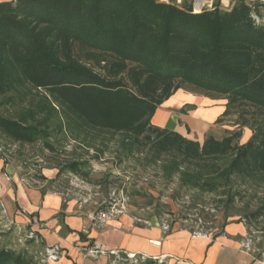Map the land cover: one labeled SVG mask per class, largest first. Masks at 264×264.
<instances>
[{"label": "trees", "instance_id": "trees-1", "mask_svg": "<svg viewBox=\"0 0 264 264\" xmlns=\"http://www.w3.org/2000/svg\"><path fill=\"white\" fill-rule=\"evenodd\" d=\"M184 86L224 96L222 116L239 106L264 116V0H235L228 9L217 4L202 12L160 0L0 1V96L27 101L34 90L45 92L20 119L0 114V130L15 141L48 139L51 117L63 112L73 117V129H85L97 157L104 153L93 141L97 135L121 133L129 153L145 147L154 160L170 155L174 169L181 162L201 166L235 149L220 182L233 175L263 179L264 127L233 147L240 134L208 136L201 144L152 122ZM86 164L74 160L66 169L86 174ZM198 173L186 178L193 186L206 175ZM252 216H264V204ZM110 255L115 263L104 264H167ZM0 264L40 263L29 252L0 245Z\"/></svg>", "mask_w": 264, "mask_h": 264}, {"label": "rangeland", "instance_id": "rangeland-1", "mask_svg": "<svg viewBox=\"0 0 264 264\" xmlns=\"http://www.w3.org/2000/svg\"><path fill=\"white\" fill-rule=\"evenodd\" d=\"M168 1L186 6H192L194 2ZM224 2L227 0H215L216 5L222 8H225ZM97 69L100 72L104 70L98 66ZM39 91L34 90L32 95H28L27 101H19L16 97L10 100L8 96H0V114L20 119L22 115L27 114L29 108L42 100V94L45 92L42 89ZM227 102L224 96L206 94L184 86L159 108L169 104L176 123L191 136L188 137L190 139L198 140L202 144L208 136L222 139L236 133L240 135L233 141V147H239L246 143L256 130L264 127V116L256 115V109L251 106L233 108L228 115L222 116ZM201 116L206 118L203 128L193 120ZM38 117L41 119L44 115L40 114ZM154 117L155 115L152 122ZM71 118L73 117H65L63 112L52 116L47 130L48 139H39L33 143L15 141L0 130V147L9 157L22 161L28 178L37 177L42 167L55 165L61 168L64 198L73 197L84 204L92 203L91 210L106 205L105 202L109 200L111 193L116 191L119 195L123 193L127 208L130 203L132 213H139L142 208L150 207L155 209L162 222L168 224L176 220L179 221L180 227L199 231L198 233L215 229L218 220L220 224L241 223L245 231L243 235H238L237 239L244 243L243 247L249 249L255 258L264 262V216L258 220L252 216V212L264 204V177L259 181H251L233 175L230 181L220 182L223 177L222 170L231 162L235 149L218 156L217 159L210 157L203 163L198 162L201 166L181 162L178 168L174 169L172 162L176 159L170 155H163L154 160L150 150L145 147L139 151L135 148L133 153H129L121 143L123 134L120 133L114 138L112 135H97L93 141L104 151L97 157L95 148L87 147L88 136L85 129L79 130L75 126L73 129L69 125L68 120ZM46 140L52 148L47 145ZM79 158L87 162L84 167L86 174L66 169L68 162ZM200 170L206 175L201 177L196 186L191 185L186 178L199 175ZM70 175H78L84 181L85 187H74ZM218 231L220 233L222 228ZM30 234L31 231L26 227L11 222L0 201V245L18 251L24 250L40 264H49L52 259L49 258L44 243ZM115 259L116 257L109 255L105 261ZM167 264L173 262L167 261Z\"/></svg>", "mask_w": 264, "mask_h": 264}, {"label": "crops", "instance_id": "crops-1", "mask_svg": "<svg viewBox=\"0 0 264 264\" xmlns=\"http://www.w3.org/2000/svg\"><path fill=\"white\" fill-rule=\"evenodd\" d=\"M193 120L201 128L206 125L203 116ZM153 123L191 138L176 123L169 104L157 110ZM60 170L55 165L42 167L39 177L28 178L22 161L9 157L0 147V201L6 216L40 238L47 250L57 252L58 258L49 264H104L113 253L167 259L173 264H264L237 239L245 231L241 223L220 224L218 220L215 229L198 233L180 227L176 220L162 222L150 207L132 213L129 203L124 214L98 229L87 217L92 203L64 198ZM96 244L103 252L89 255L87 250Z\"/></svg>", "mask_w": 264, "mask_h": 264}, {"label": "built area", "instance_id": "built-area-1", "mask_svg": "<svg viewBox=\"0 0 264 264\" xmlns=\"http://www.w3.org/2000/svg\"><path fill=\"white\" fill-rule=\"evenodd\" d=\"M169 3L168 0H164ZM176 2L180 3L181 0H176ZM225 8L228 9L232 6L233 3L230 2V0H227L225 3ZM216 6L215 0H194L192 4V9L194 12H202L206 9H212ZM71 183L74 185V187H85L83 184L84 181L77 175H70ZM106 205L101 207H96L92 210H90L87 213L88 219L92 222V224L98 228L103 229L105 228L109 222L115 220L120 215L124 214L127 209L126 205V198L122 195H119L116 193V191H113L110 195V198L107 202H105ZM164 229H167L168 226L166 224L163 225ZM30 236L32 237L33 234L31 233ZM153 243L158 244L156 241H153ZM160 243V242H159ZM244 244V243H242ZM244 246V245H243ZM49 253V258L52 260H56L58 258V254L55 250H47ZM99 252H103V248L101 245L96 244L94 247H91L87 250V253L89 255H95ZM116 254V253H113ZM130 257H134L135 254H129ZM163 260V259H160Z\"/></svg>", "mask_w": 264, "mask_h": 264}, {"label": "bare ground", "instance_id": "bare-ground-1", "mask_svg": "<svg viewBox=\"0 0 264 264\" xmlns=\"http://www.w3.org/2000/svg\"><path fill=\"white\" fill-rule=\"evenodd\" d=\"M157 242V241H156ZM158 244H160L159 242H157Z\"/></svg>", "mask_w": 264, "mask_h": 264}]
</instances>
